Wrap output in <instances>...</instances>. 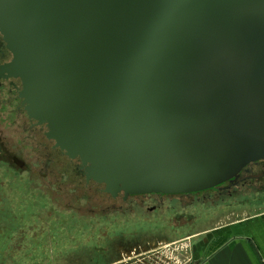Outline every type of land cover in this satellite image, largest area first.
Segmentation results:
<instances>
[{
  "label": "water",
  "instance_id": "obj_1",
  "mask_svg": "<svg viewBox=\"0 0 264 264\" xmlns=\"http://www.w3.org/2000/svg\"><path fill=\"white\" fill-rule=\"evenodd\" d=\"M24 109L117 198L264 161V0H0Z\"/></svg>",
  "mask_w": 264,
  "mask_h": 264
},
{
  "label": "flooded vegetation",
  "instance_id": "obj_2",
  "mask_svg": "<svg viewBox=\"0 0 264 264\" xmlns=\"http://www.w3.org/2000/svg\"><path fill=\"white\" fill-rule=\"evenodd\" d=\"M11 58L12 54L0 36V67ZM21 88L20 80L0 76V109L5 112L3 117L5 120H11L10 124L22 131L14 144L8 141V135H4L0 129V167L9 171L12 180L25 177L27 180L20 183L29 185L35 193L41 194L42 203L46 200L49 205L42 204V217L26 221L27 218L17 213V205L13 209L8 206L6 198L8 199L10 193L0 189V242L7 236L8 250L26 251L30 245L27 242L26 230L32 229L34 235L43 233L45 254L43 259L38 257L37 248L33 247L35 264H41L37 262L40 260L43 264H135L153 249L161 245H172L177 238L182 239L181 236L175 237L170 232H178L187 220L189 223L186 225H190L195 219L196 207L205 206L211 210L221 202L238 200L257 191L261 192V196L264 195V161H261L247 166L236 178L199 192L109 197L108 205L102 210L103 215L93 208H90L88 213H83L75 205H67L63 209L49 192H61L62 187L57 186L55 181L47 180L61 159H68V171L73 170L84 177L86 188H95L97 183L88 180L85 167L78 160H71L46 136L44 128L30 118L19 97ZM28 147H31V150L27 152ZM0 171L2 172L1 168ZM67 177V174L63 173L62 180L66 181ZM5 184L8 182L1 178L0 188L5 187ZM14 186L15 184L11 185L9 189ZM14 193L18 195L16 191ZM30 199L36 201L33 197ZM13 211L17 214H13ZM234 211L235 209H230V212ZM163 214L164 217H159ZM64 215L74 217L75 221H64ZM118 218H122L123 225H120ZM170 218L177 219L178 224L168 223ZM108 219H113L112 226ZM80 220L84 223L80 224ZM130 220L133 221L129 223ZM5 231H8L6 235L3 233ZM106 235L105 239H100ZM19 236H24L23 240L26 238V241L20 242V247L11 245L15 237L17 241ZM62 237L69 241L68 244L59 245ZM95 254L100 257L99 261L95 259ZM153 256L144 257V263L153 262L156 259ZM178 258L184 260L185 253L179 254Z\"/></svg>",
  "mask_w": 264,
  "mask_h": 264
},
{
  "label": "rangeland",
  "instance_id": "obj_3",
  "mask_svg": "<svg viewBox=\"0 0 264 264\" xmlns=\"http://www.w3.org/2000/svg\"><path fill=\"white\" fill-rule=\"evenodd\" d=\"M1 108V107H0ZM5 112H2L0 109V129L3 130L2 133L4 135H8L9 142L17 143V140L20 138V133L22 131L18 130L15 125L10 124L11 120L6 119L3 117ZM17 129V130H15ZM31 150V147L27 148V152ZM26 153V152H25ZM68 159H61L58 162L57 168L54 170V172H51L49 178L47 180L55 181L58 183L57 186L62 187L61 192H55V191H49L51 193V196L53 199H55L58 202V205L65 209L67 205H75L78 210H80L83 213H88L90 208L96 209L100 215H103L102 210L108 205V201L110 200L109 195L103 193L100 189V186L98 184L95 185V188L90 186L89 188H86L85 186V180L84 177H82L80 174H77L74 171H68L70 170L69 167L66 166ZM72 167V166H71ZM2 169V172L0 171V181L1 178L4 179V181L8 182V184H5L6 186L3 188H0L3 191H8L10 195L8 196V199L6 198L8 206H11L12 209L15 205H17V213H21V217H25L26 221L29 219H37L38 217H42L43 214V205L42 204H48V201L43 200L42 203V195L39 193H35L33 189L29 185L20 183V181L27 180L23 178H18L12 180L11 175L9 174V171H7L4 167H0ZM63 173L67 174L66 181L62 180ZM8 174V175H7ZM76 176H75V175ZM69 179V180H68ZM72 181V183L67 182ZM15 184V186L12 189H9L11 185ZM75 187V189H74ZM73 192H71V190ZM31 190V191H30ZM16 191L18 195L14 193ZM259 193H254L252 195H248L246 197H241L238 200H230L226 202H221L216 206L215 208H212L211 210H208V208H205V206H199L194 209L195 211V219L193 222H191L190 225H186L189 223V221L185 220L186 223L182 226V229H180L178 232H170L171 235L178 237L183 236L190 232H195L196 230H202L204 228H207L209 226L214 225L218 220H220L225 214L232 213L230 212V209H235L234 212L245 210L247 211L248 206L252 203H256L260 200H264V195L261 196ZM35 198V202L32 201L30 198ZM261 197L263 199H261ZM120 203V202H118ZM118 205V204H117ZM244 208V209H243ZM15 211H13V214H17ZM72 216H76L75 214H70ZM72 216H63V220L66 222H74L75 218ZM165 215H161L159 217H164ZM157 217V216H155ZM158 217V218H159ZM120 225H123L122 218H118ZM44 220V219H43ZM133 220H130L132 222ZM1 222V220H0ZM84 221L80 220V224H83ZM108 223L112 226L113 225V219H108ZM170 224H178L177 219H171L168 221ZM43 224V223H42ZM41 224V225H42ZM186 225V226H185ZM43 228H41L42 230ZM5 235L8 233V231L3 232ZM27 242L30 244L27 247V250H8L7 249V236H4V241L0 242V264H35L34 262V256L35 253L32 250V248H37V256L41 257L43 259V256L45 254V245L43 244V233H36L33 234L32 229H27ZM106 236L100 237L101 240L105 239ZM23 237L18 238L16 241L15 239L12 241L11 245L13 244L15 247H20V242L26 241L23 240ZM68 240L66 238L62 237L60 239L59 245L62 246L63 244H68ZM176 246H172L170 249H175ZM48 250V248H47ZM95 259L97 261L100 260V257L95 254ZM41 262L43 264V261H37Z\"/></svg>",
  "mask_w": 264,
  "mask_h": 264
},
{
  "label": "crops",
  "instance_id": "obj_4",
  "mask_svg": "<svg viewBox=\"0 0 264 264\" xmlns=\"http://www.w3.org/2000/svg\"><path fill=\"white\" fill-rule=\"evenodd\" d=\"M181 237L172 245H161L140 256L135 264H264V200ZM182 252L186 260L178 258ZM150 255L156 259L144 263V257Z\"/></svg>",
  "mask_w": 264,
  "mask_h": 264
}]
</instances>
